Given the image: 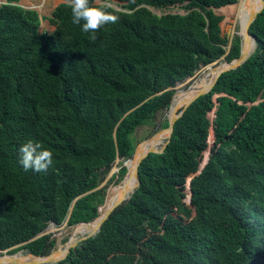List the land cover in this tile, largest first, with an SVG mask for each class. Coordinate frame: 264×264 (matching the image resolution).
<instances>
[{"label": "trees", "instance_id": "16d2710c", "mask_svg": "<svg viewBox=\"0 0 264 264\" xmlns=\"http://www.w3.org/2000/svg\"><path fill=\"white\" fill-rule=\"evenodd\" d=\"M4 1L0 250L24 243L7 254L45 256L54 247L51 236L29 240L50 223L72 226L99 216L107 195L97 202L104 190H94L96 171L132 157L135 130L168 108L171 83L225 53L213 9L237 0H119L126 11L109 8L120 19L99 29L95 41L72 23L67 0L48 18L50 33L40 31L35 10ZM174 6L184 13H152ZM249 33L255 52L187 107L163 152L140 162L131 198L95 235L111 231L128 255L140 251L135 264H264V8ZM238 55L235 38L225 59ZM28 140L52 152L47 171L18 163ZM209 142L213 153L204 155ZM162 229L154 255H144L147 237ZM70 252L58 264H111L91 248Z\"/></svg>", "mask_w": 264, "mask_h": 264}, {"label": "rangeland", "instance_id": "374dc122", "mask_svg": "<svg viewBox=\"0 0 264 264\" xmlns=\"http://www.w3.org/2000/svg\"><path fill=\"white\" fill-rule=\"evenodd\" d=\"M3 0H0V5ZM64 0H19V4L25 8L33 9L35 10L39 17L41 18L40 20V31L49 33L53 30V27L49 25L48 23V18L50 17L53 9L58 6L59 4L64 3ZM241 0H237L234 4L227 5V6H222L219 8H214V12L221 17V21L219 23L220 27V33L221 35L226 38L227 40V45L225 47V53L218 59L216 62L217 64L223 63L226 61V56L229 52L231 42L233 39L238 38L239 40V53L241 49V42H242V37L239 36L240 34V27L238 24V21L234 17L233 10L236 6L240 4ZM93 4L95 5H103L105 3L109 4L111 7L110 9L113 11H119V12H124L126 11V6L127 2L124 1H119V0H93ZM233 9V10H232ZM153 15L157 16H162L164 14H173V13H180L183 14L184 10L182 9L181 6H174V7H169L167 9L163 10H153L152 11ZM44 18V19H43ZM256 50V48H255ZM254 50V52H255ZM205 66H201L197 70H195L190 76L185 77L177 82L171 83L167 90H170L173 92V96L177 91H184L189 89V86H193L194 82L199 80L204 72H207L210 68L211 69H216L215 65L208 66L205 68ZM205 68V69H204ZM177 90V91H176ZM171 103V101H170ZM170 104L166 110L160 111L157 114V118L155 120V123L151 126H143L139 127L135 130L133 134V139L135 141V148L138 147L143 141H146L150 139L153 135L157 134L158 132L162 131L161 127L166 126L167 122L169 121V109ZM208 118H212V113L208 115ZM161 123V124H159ZM167 140V139H166ZM163 147V146H162ZM161 148V147H158ZM213 147H211V143L209 142L204 155H211L213 153ZM133 151V153H134ZM133 155V154H132ZM133 157V156H132ZM128 159H115V161L111 164L109 170L107 172H104V168H100L99 170L96 171L97 178L99 180L97 187L94 189H102L104 190L103 195L97 200V202H100L101 200L104 199V197L108 194V192L111 190L112 186L118 182V180L122 177L118 174L119 170L121 168H124L125 170L127 169L126 165L127 162L131 160V158ZM130 159V160H129ZM118 183L116 185L117 189L119 187ZM185 188V185H184ZM93 191V190H92ZM113 191V190H112ZM111 191V192H112ZM184 191L187 190L185 189ZM107 198V197H106ZM186 201V200H185ZM190 210V217L191 219L195 217L196 215V210L194 208L186 207ZM183 214V212L180 213V215ZM176 214L177 217H179L181 223L186 224L184 220H182V217ZM74 225L69 226L67 225V222H63L60 225H55L53 223H50L46 229L44 230V233H47L51 236V238L54 240V247L52 248L51 252L49 255L51 256L55 251H57V246L58 244H62V246L67 245L70 243V238L72 235V232L76 230L73 228ZM163 232H165L164 229L158 234H150L147 237V240L145 241L146 246L143 248V254L148 255V256H153L154 255V250H153V244L155 242V239L158 236H162ZM60 233V234H59ZM99 235V233H98ZM98 235L94 237H88L86 240L78 242L77 248H91L93 249L97 254H102L106 256L107 260L111 264H135L137 260L141 258V253H136L134 255H128L125 251V248L120 247L119 245L116 244L114 241L111 231L108 232H103L100 236V239H98ZM60 237V238H59ZM76 238H80L82 236H79L78 234H74ZM20 246H18L19 248ZM17 248V247H16ZM21 256H26L29 254L26 250L21 249L17 252ZM71 253V252H70ZM44 264V263H43ZM58 264V262L56 263Z\"/></svg>", "mask_w": 264, "mask_h": 264}, {"label": "bare ground", "instance_id": "6f19581e", "mask_svg": "<svg viewBox=\"0 0 264 264\" xmlns=\"http://www.w3.org/2000/svg\"><path fill=\"white\" fill-rule=\"evenodd\" d=\"M258 5L259 7L257 8ZM262 6V0H241L240 4L236 6L234 10L232 9L234 17L238 21L240 27L239 36L242 37L240 51L241 57L236 63H239L240 61L246 59L250 54L253 53L255 49L253 38L251 36L245 35L244 29L254 13L258 11ZM221 66H224L223 63L221 64ZM216 72L217 69L210 68L207 72H204L202 77L194 82L193 86L190 87L187 91L192 93L201 88L208 87L213 82ZM186 97L187 96H185L184 93L180 92V90L175 93L169 107L170 111L168 127L166 129H162L161 132H158L150 139L143 141L138 147H136L134 156L131 158V160L129 159L130 161L127 162V173L124 181L120 182L119 187L117 189H114L111 194L107 196L101 213L96 219L86 224L74 225L73 228H75L76 230L72 232L70 243L65 246H62V244L59 243L57 246V251H55L51 256L49 254L45 256H34L32 254L21 256L17 252L9 255L6 252L0 250V264H4L8 261H12V264H55L58 258L68 255L70 250L74 248L75 243L78 241V238L72 237L74 236V234H78L79 236H86L94 233L95 230L99 227L104 215L112 207L116 206L117 203L127 199L132 188L135 186L134 166L137 160H139L143 151L151 145L156 148L164 146V143L166 142V139H168V136L170 134V124L179 114V111L180 109H182L183 104H185Z\"/></svg>", "mask_w": 264, "mask_h": 264}, {"label": "clouds", "instance_id": "9594fccd", "mask_svg": "<svg viewBox=\"0 0 264 264\" xmlns=\"http://www.w3.org/2000/svg\"><path fill=\"white\" fill-rule=\"evenodd\" d=\"M67 3L71 10L72 23L81 26L83 32L91 33L90 39L93 41L97 39L95 33L99 29L115 24L120 19L118 15L108 10L111 6L107 3L102 6H93L90 0H67ZM19 154L18 163L25 171L31 169L39 173L47 171L53 164L52 152L45 150L42 144L32 140L20 146Z\"/></svg>", "mask_w": 264, "mask_h": 264}, {"label": "water", "instance_id": "95a60500", "mask_svg": "<svg viewBox=\"0 0 264 264\" xmlns=\"http://www.w3.org/2000/svg\"><path fill=\"white\" fill-rule=\"evenodd\" d=\"M262 2H263V6H262L258 11H256V12L254 13V15L251 17L250 21L248 22V24L246 25V27H245V29H244V34H245V35H248V36H251V37L253 38V41H254V43H255V48H256V40H255V38L249 33V27H250L251 23H252V22L255 20V18L257 17L258 13H260V12L262 11V9L264 8V0H262ZM4 3H5V1L2 2V4H4ZM20 6H21V5H20ZM21 7H23V6H21ZM23 8H24V7H23ZM241 44H242V42H241ZM254 50H255V49H254ZM240 51H241V49H240ZM253 52H254V51H253ZM240 55H241V54L239 53L238 57L232 59L231 61H225V62H223V65H224V66H221L222 63L217 64L216 62H217L218 60H216V61H214V62H212V63L206 65L205 68H207L208 66L215 65V66H216V69H217V72H216V74H215V78H214L213 82H212L208 87H206V88H201V89H199V90H197V91H195V92H192V93H191V92H188V91H187L188 89H187V90H184V91H180V92L184 93L185 96H187L186 99H185L186 101H185V104H183L182 109H180L179 114L176 116V118H175V119L171 122V124H170V134H169V136H168V139H167L166 142L164 143V146L161 147V148H156V147H153V145H151V146H148V147L143 151L142 155L140 156L139 160H137V162H136V164H135V166H134V179H135V186L132 188V190H131L130 194L128 195L127 199H125V200L120 201L119 203H117L116 206L112 207V208H111V209H110V210L104 215V217L102 218V221H101L99 227L95 230L94 233L89 234V235H86V236H82V237H80V238L78 239L77 242H80V241L86 240L88 237H93V236H95V235L99 232V230H100L102 224H103V223H104V222L110 217V215H112L114 212H116L119 208H121L122 206H124V205L127 203V201L131 198V196L133 195V193L135 192V190H136V189L138 188V186H139V180H138V178H137V172H138V166H139L140 162H141L143 159H145L149 154H161V153L163 152L164 148L166 147L167 143H168L169 140H170V136H171L172 129H173V125H174L175 121H176L179 117H181V115H182L183 112L187 109V107H188L191 103H193L196 99H198L199 97L208 94V93L211 91V89L214 87V85H215L216 81L218 80V78H219L222 74L237 69V68L240 67V66H241V65H242V64H243V63H244V62H245V61H246V60H247L252 54H250L246 59L240 61L239 63H236V62L240 59V57H241ZM190 87H191V86H189V88H190ZM176 91H177V90H176ZM188 94H189V95H188ZM171 100H172V97H171L170 101H171ZM132 156H134V153H133ZM126 173H127V169H126L124 175L118 180V182L115 183V184L112 186V188H111V190L108 192L107 196H109V195L111 194V191L114 190V189L116 188V184H118V183L124 181V179H125V177H126ZM68 217H69V215H68ZM68 217H67V219H68ZM66 221H67V220H66ZM45 234H47V233L42 232V233L36 235L34 238H32V239L29 240V241H32V240H34V239H36V238H38V237H40V236H42V235H45ZM29 241H28V242H29ZM77 242H76V243H77ZM25 243H27V242H25ZM76 243H75V246H76ZM23 244H24V243H23ZM23 244H20V245H18V246H21V245H23ZM18 246H14V247L9 248V249H7V250H1V251H4V252L7 253L9 250H11V249H13V248H16V247H18ZM75 246H74V248H75ZM74 248H73V249H74ZM68 255H69V254H68ZM68 255L58 258V259L56 260V263L59 262V261H61V260H63V259H65ZM56 263H55V264H56ZM4 264H12V261H8V262H6V263H4Z\"/></svg>", "mask_w": 264, "mask_h": 264}, {"label": "crops", "instance_id": "0c3cea01", "mask_svg": "<svg viewBox=\"0 0 264 264\" xmlns=\"http://www.w3.org/2000/svg\"><path fill=\"white\" fill-rule=\"evenodd\" d=\"M50 33V32H49Z\"/></svg>", "mask_w": 264, "mask_h": 264}]
</instances>
